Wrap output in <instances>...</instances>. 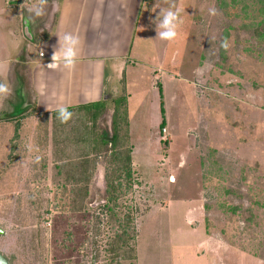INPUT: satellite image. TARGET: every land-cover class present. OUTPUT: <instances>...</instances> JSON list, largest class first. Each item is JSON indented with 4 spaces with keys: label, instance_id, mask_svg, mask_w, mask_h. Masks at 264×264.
I'll return each instance as SVG.
<instances>
[{
    "label": "rangeland",
    "instance_id": "1",
    "mask_svg": "<svg viewBox=\"0 0 264 264\" xmlns=\"http://www.w3.org/2000/svg\"><path fill=\"white\" fill-rule=\"evenodd\" d=\"M172 4L183 24L163 41L154 20ZM131 56L150 69L67 123L23 88L2 102L0 251L13 264H264V0H145ZM157 66L174 78L156 79ZM129 95L136 184L116 207L136 216L127 245L104 208L115 176L104 140L117 122L132 150Z\"/></svg>",
    "mask_w": 264,
    "mask_h": 264
},
{
    "label": "crops",
    "instance_id": "2",
    "mask_svg": "<svg viewBox=\"0 0 264 264\" xmlns=\"http://www.w3.org/2000/svg\"><path fill=\"white\" fill-rule=\"evenodd\" d=\"M35 2L0 0V64L4 65L0 79L6 77L9 84H18L14 94L17 88H23L38 113H52L60 104L74 107L103 102L112 93L118 96L125 84L128 88L130 76L140 73L139 69H150L139 57L131 56L145 0H48L46 14L28 21L29 13L26 9L22 12L20 5ZM101 28L104 35H100ZM65 32L77 35L81 41L75 68L70 71L61 65L56 70L49 69L54 50H59V36ZM153 74L156 79L162 75L174 78L165 75L159 66ZM29 90L32 95L27 94ZM130 95L127 107L135 165Z\"/></svg>",
    "mask_w": 264,
    "mask_h": 264
},
{
    "label": "clouds",
    "instance_id": "3",
    "mask_svg": "<svg viewBox=\"0 0 264 264\" xmlns=\"http://www.w3.org/2000/svg\"><path fill=\"white\" fill-rule=\"evenodd\" d=\"M48 6V0H36L35 3L30 6H26L25 3L20 5V8L29 13L27 20L32 21L34 17H42L46 14V9ZM175 9V10H173ZM209 15H218V10L215 7L209 8ZM156 26V32L160 40L163 41H175L179 36V27L183 24V20L180 17V9L176 8L174 4L170 5L167 10L161 9V16L159 19L154 20ZM211 41L215 37L210 36ZM59 50L55 49L52 56L51 62L47 65L49 69L56 70L63 66V68L72 70L75 68L78 50L81 44L80 38L70 32H65L62 36H59ZM228 38H224L220 42V47L227 50L229 48ZM39 55L42 57L44 55L43 51H39ZM4 65L0 64V74L3 73ZM197 75L202 74V69H197ZM13 95V88L7 82L6 77L0 79V107H2V101L10 98ZM57 119L61 123H67L73 117V112L69 111V106L65 104H60L56 108ZM26 149L29 153L38 152L39 149L35 148L33 144L29 143L26 145ZM42 157L40 155H35L33 163H39Z\"/></svg>",
    "mask_w": 264,
    "mask_h": 264
},
{
    "label": "trees",
    "instance_id": "4",
    "mask_svg": "<svg viewBox=\"0 0 264 264\" xmlns=\"http://www.w3.org/2000/svg\"><path fill=\"white\" fill-rule=\"evenodd\" d=\"M123 101H125V104H127V96L122 98ZM105 105V102H94V103H89L85 105H79V106H74V107H69V111L73 109H97L101 108ZM53 116L57 115L56 110H54L51 113ZM166 125V120L165 118L161 122V126L164 127ZM118 123L116 122L115 125H113V134L109 137H106V140H104L105 144H112V153H113V159L115 160V167L112 168L113 171L110 172L111 174L115 173V176L112 178L110 175L106 174V201L107 203L104 204V208H107L108 212L111 214L112 218L116 217L117 222L120 223V226H122L123 231L121 232L122 234L125 233V235L130 234L129 240L127 241V245L133 243L135 241L136 233L137 231V223H136V216L133 213L132 208L131 211L125 215L124 218H119L120 216L117 214L116 207L119 206L117 204V199L121 197L122 194H126L127 192L124 191V186L127 184L128 191H131V189L134 187V181L136 184V178L134 177L135 170L133 168V163H132V155H131V150H128L125 154L122 152V147L117 145L118 141ZM113 160V161H114ZM123 160V161H120ZM119 161V162H118ZM85 172L88 173L87 178L90 177V172L89 169L86 168L84 169ZM83 170V171H84ZM126 182V183H125ZM134 184V185H135ZM88 189V188H87ZM131 207V206H130ZM116 236L121 239L122 235L118 232L116 233ZM131 248L134 249L132 246ZM133 257V256H132Z\"/></svg>",
    "mask_w": 264,
    "mask_h": 264
},
{
    "label": "water",
    "instance_id": "5",
    "mask_svg": "<svg viewBox=\"0 0 264 264\" xmlns=\"http://www.w3.org/2000/svg\"><path fill=\"white\" fill-rule=\"evenodd\" d=\"M0 264H13L4 253L0 251Z\"/></svg>",
    "mask_w": 264,
    "mask_h": 264
}]
</instances>
